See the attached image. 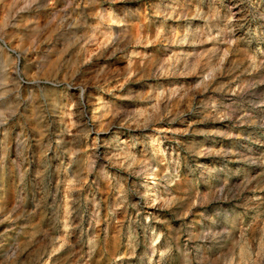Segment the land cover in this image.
<instances>
[{
	"label": "rangeland",
	"instance_id": "rangeland-1",
	"mask_svg": "<svg viewBox=\"0 0 264 264\" xmlns=\"http://www.w3.org/2000/svg\"><path fill=\"white\" fill-rule=\"evenodd\" d=\"M13 2L0 264H264V0Z\"/></svg>",
	"mask_w": 264,
	"mask_h": 264
},
{
	"label": "bare ground",
	"instance_id": "bare-ground-1",
	"mask_svg": "<svg viewBox=\"0 0 264 264\" xmlns=\"http://www.w3.org/2000/svg\"><path fill=\"white\" fill-rule=\"evenodd\" d=\"M14 6H15V3L13 2V0H2V2H1L2 13L0 14L1 15L0 16V32L2 34H4L5 37H7L8 39H12L15 37L14 41H16V43H18L21 40V37L19 35L15 34L14 32L8 31L6 28L7 24H8L7 21L9 20L8 18L10 16V14L13 13V11L16 9ZM1 51L2 50L0 48V73L2 76L1 78L5 79L4 76L6 75V71H5L6 70V60H4L2 58L1 54L3 53L4 55H6L7 50H3L2 52ZM13 62H14V72L17 74V70L19 68V62L17 60L16 61L14 60ZM2 79L0 81H2ZM10 80H12V78ZM148 191H149V189H148Z\"/></svg>",
	"mask_w": 264,
	"mask_h": 264
}]
</instances>
